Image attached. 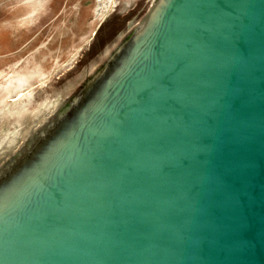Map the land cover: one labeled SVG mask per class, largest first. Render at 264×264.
<instances>
[{"label": "water", "instance_id": "95a60500", "mask_svg": "<svg viewBox=\"0 0 264 264\" xmlns=\"http://www.w3.org/2000/svg\"><path fill=\"white\" fill-rule=\"evenodd\" d=\"M0 264H264V0H0Z\"/></svg>", "mask_w": 264, "mask_h": 264}]
</instances>
